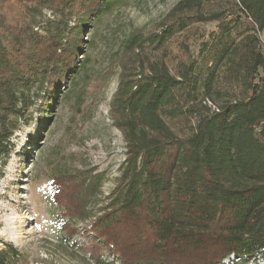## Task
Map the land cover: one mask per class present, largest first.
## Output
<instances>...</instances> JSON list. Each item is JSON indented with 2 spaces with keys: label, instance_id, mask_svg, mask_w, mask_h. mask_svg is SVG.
I'll return each instance as SVG.
<instances>
[{
  "label": "trees",
  "instance_id": "obj_1",
  "mask_svg": "<svg viewBox=\"0 0 264 264\" xmlns=\"http://www.w3.org/2000/svg\"><path fill=\"white\" fill-rule=\"evenodd\" d=\"M114 1L0 0V161L37 100L41 134L64 83L72 88L58 106L69 98L93 29L84 33ZM210 2L219 7L204 12ZM205 23L214 26L193 52L190 31ZM263 29L264 0H181L159 31L128 38L134 70L121 74L110 104L125 158L81 232L98 264H222L230 255L248 264L264 252ZM99 187V174L51 179L64 241L92 214ZM18 256L0 248V264Z\"/></svg>",
  "mask_w": 264,
  "mask_h": 264
},
{
  "label": "rangeland",
  "instance_id": "obj_2",
  "mask_svg": "<svg viewBox=\"0 0 264 264\" xmlns=\"http://www.w3.org/2000/svg\"><path fill=\"white\" fill-rule=\"evenodd\" d=\"M180 1L115 0L107 12L89 23L84 38L90 36L89 30L93 29V34L91 41L85 43L87 62L80 71L79 81L69 98L58 106L60 93L72 88L68 83L60 87L52 115L41 134L38 133L43 120L39 100L21 119L11 138L8 156L0 161V248L11 244L18 249L15 264H98L85 248L90 237L81 232L85 225H90L91 216L114 187L125 158V142L112 122L110 104L121 74L125 69L134 70V51L126 48V42L132 34L144 37L159 31ZM201 7L209 12L219 4L202 3ZM45 15L53 17L49 11ZM213 26L214 23L193 25L189 34L193 38L189 43L193 52L201 41L200 32H207ZM149 49L146 45L144 53H149ZM83 52L78 54V60H82ZM67 171H72L75 177L99 174L101 192L93 198L98 204L92 214L75 225L79 231L73 238L64 241L49 199L51 179ZM57 178L65 184L64 176ZM67 179L75 183L74 177ZM71 192L65 191L63 197L67 198ZM96 253L104 254L101 250ZM236 260V256L230 255L222 264H233ZM248 264H264V252Z\"/></svg>",
  "mask_w": 264,
  "mask_h": 264
},
{
  "label": "built area",
  "instance_id": "obj_3",
  "mask_svg": "<svg viewBox=\"0 0 264 264\" xmlns=\"http://www.w3.org/2000/svg\"><path fill=\"white\" fill-rule=\"evenodd\" d=\"M258 33H260V39L262 42H264V39L262 38V34L264 33L263 30L262 31H258Z\"/></svg>",
  "mask_w": 264,
  "mask_h": 264
},
{
  "label": "bare ground",
  "instance_id": "obj_4",
  "mask_svg": "<svg viewBox=\"0 0 264 264\" xmlns=\"http://www.w3.org/2000/svg\"><path fill=\"white\" fill-rule=\"evenodd\" d=\"M259 37H260V33H258Z\"/></svg>",
  "mask_w": 264,
  "mask_h": 264
}]
</instances>
